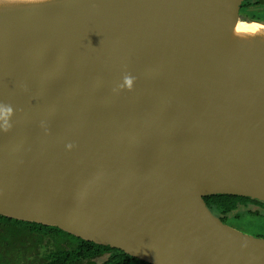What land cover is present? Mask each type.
<instances>
[{"label":"water","instance_id":"1","mask_svg":"<svg viewBox=\"0 0 264 264\" xmlns=\"http://www.w3.org/2000/svg\"><path fill=\"white\" fill-rule=\"evenodd\" d=\"M246 1L0 0V217L148 264H264L205 201L264 202Z\"/></svg>","mask_w":264,"mask_h":264},{"label":"trees","instance_id":"2","mask_svg":"<svg viewBox=\"0 0 264 264\" xmlns=\"http://www.w3.org/2000/svg\"><path fill=\"white\" fill-rule=\"evenodd\" d=\"M263 7L264 0H247L242 13ZM205 201L214 215L236 229L249 217L264 218V202L234 196L207 197ZM252 235L264 238L263 234ZM103 258L106 259L101 261ZM0 264L148 263L57 228L0 217Z\"/></svg>","mask_w":264,"mask_h":264},{"label":"rangeland","instance_id":"3","mask_svg":"<svg viewBox=\"0 0 264 264\" xmlns=\"http://www.w3.org/2000/svg\"><path fill=\"white\" fill-rule=\"evenodd\" d=\"M252 16H256L264 21V7L255 9L250 13ZM248 18V13H242V19L245 20ZM238 229L247 234H263L264 235V218L249 217L241 225H237ZM236 228V227H235ZM106 258H103L101 261H104Z\"/></svg>","mask_w":264,"mask_h":264},{"label":"bare ground","instance_id":"4","mask_svg":"<svg viewBox=\"0 0 264 264\" xmlns=\"http://www.w3.org/2000/svg\"><path fill=\"white\" fill-rule=\"evenodd\" d=\"M4 1H10V2H39L43 0H4ZM264 32V26H262L259 23H250L246 20L241 21L237 28L236 33L239 36H252L255 34H261ZM122 243V241L120 242Z\"/></svg>","mask_w":264,"mask_h":264},{"label":"flooded vegetation","instance_id":"5","mask_svg":"<svg viewBox=\"0 0 264 264\" xmlns=\"http://www.w3.org/2000/svg\"><path fill=\"white\" fill-rule=\"evenodd\" d=\"M259 9H260V8H259ZM251 12H252V11H251ZM251 12H250V11L247 12V13H248V18L245 19L246 21H261V22H264L262 19H260V18H258V17H256V16H252V15H250Z\"/></svg>","mask_w":264,"mask_h":264},{"label":"clouds","instance_id":"6","mask_svg":"<svg viewBox=\"0 0 264 264\" xmlns=\"http://www.w3.org/2000/svg\"><path fill=\"white\" fill-rule=\"evenodd\" d=\"M129 86H131L132 81L130 79L126 80Z\"/></svg>","mask_w":264,"mask_h":264}]
</instances>
